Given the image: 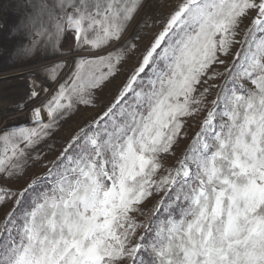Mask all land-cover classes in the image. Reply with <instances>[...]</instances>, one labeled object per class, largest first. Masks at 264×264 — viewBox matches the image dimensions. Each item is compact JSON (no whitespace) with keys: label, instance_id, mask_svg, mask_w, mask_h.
Wrapping results in <instances>:
<instances>
[{"label":"snow or ice","instance_id":"obj_1","mask_svg":"<svg viewBox=\"0 0 264 264\" xmlns=\"http://www.w3.org/2000/svg\"><path fill=\"white\" fill-rule=\"evenodd\" d=\"M141 5L16 0L18 19L0 23V31L15 38L18 59L49 51L88 55L77 56L59 83L66 60L40 69L56 85L52 92L30 82L36 126L0 134V175L21 173L25 148L48 136L76 105L92 103L93 91L136 48L127 43L105 51L121 40ZM69 32L75 45L64 52ZM235 45L240 48L228 66L221 57ZM216 65L224 72L215 71ZM149 68L152 78L144 88L140 78ZM225 74L188 149L166 166L165 157L186 135V119L203 110L209 87L200 88ZM42 93L49 94L41 99ZM129 93L136 102L125 107ZM73 149L77 154L67 155ZM58 159L64 167L49 170L51 186L27 207L25 197L41 178L18 192L0 185V205L14 198L0 221V264H264V0H183L111 105L80 129ZM160 192L166 199L156 202L146 220L138 219Z\"/></svg>","mask_w":264,"mask_h":264},{"label":"rangeland","instance_id":"obj_2","mask_svg":"<svg viewBox=\"0 0 264 264\" xmlns=\"http://www.w3.org/2000/svg\"><path fill=\"white\" fill-rule=\"evenodd\" d=\"M183 0H142V5L136 13L134 19L129 23L121 40L114 42L112 46L105 51H113L116 48L125 46L127 43L136 44V48L128 53L125 60H123L117 68L114 76L110 77L100 88L95 89L92 95V103L89 105L78 104L68 114L58 120L56 126L50 130V134L44 137L35 146L25 148L27 153L23 171L12 178H5L0 175V185L10 188L13 192H18L26 187L31 180L37 177L41 178L36 185V191H30L24 200L25 207L31 203V198L37 192L48 190V184L51 186L53 177L48 175L49 170H55V166L64 167V164L58 159L64 152L68 143L76 136L81 128H86L99 115H101L107 107L111 105L114 99L119 94L123 85L132 74L133 70L139 66L142 55L150 46L155 35L162 30L169 15L182 3ZM16 0H0V23L3 25H11L18 19L14 15ZM251 16L246 18L241 25V29L248 26ZM243 33L241 32V35ZM137 37H139L137 39ZM75 41L73 35L66 33L62 51L70 52L74 48ZM15 46V38L7 31H0V134H3L13 128L17 127H35L31 119V110L34 103L29 101L28 94L30 90V82L37 80L49 87V92L55 90L56 85H49L44 79L43 73L40 69L47 64L63 59L67 61V66L63 69L60 81L65 80L73 70L74 59L79 55H88L86 51L72 52L66 56L54 55L51 51L42 53L33 60L18 59L13 54ZM240 46L235 45L231 53L225 59L228 66H231L233 54L239 51ZM159 67H163L161 62ZM214 70L224 72V66L216 65ZM152 78L151 69H146L145 73L141 74L143 81L141 87H147V81ZM226 74L224 77H217L215 80H209L207 85L209 93L205 100L203 110L193 117L186 119L184 131L186 135L183 136L178 144L175 146L174 155L165 157L166 166H174L176 161L180 159L189 145L195 134L200 130L202 121L206 118L207 112L211 109V101L216 99L218 93L221 92V86L224 85ZM230 86V85H229ZM140 90V88H137ZM49 93H42L41 99H45ZM198 94V93H197ZM126 102H122L125 107L135 104V97L129 93L125 98ZM36 103H39L38 101ZM24 107L21 108L20 105ZM119 119V118H118ZM21 147H24L21 144ZM2 150V144H0ZM78 150H69L67 155L75 156ZM66 163V161H65ZM43 186V188H39ZM165 198L163 192L154 193L144 205V216H139L138 219L146 220L150 215L157 201ZM14 207V198L0 205V221H3L5 216ZM178 212V209H177ZM167 218V217H166ZM165 218V219H166ZM143 232V229L140 230Z\"/></svg>","mask_w":264,"mask_h":264},{"label":"trees","instance_id":"obj_3","mask_svg":"<svg viewBox=\"0 0 264 264\" xmlns=\"http://www.w3.org/2000/svg\"><path fill=\"white\" fill-rule=\"evenodd\" d=\"M47 186L50 187L49 184H48ZM39 188L41 189V188H43V186H40ZM23 206L25 207L24 202H23ZM166 217H167V214L164 213V214H161L159 218H160L161 220H164ZM148 238L151 239V238H152V234H149V237H148ZM145 258H147V257H145Z\"/></svg>","mask_w":264,"mask_h":264}]
</instances>
